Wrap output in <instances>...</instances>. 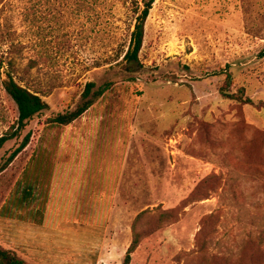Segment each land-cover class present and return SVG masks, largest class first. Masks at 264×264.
Instances as JSON below:
<instances>
[{
  "label": "rangeland",
  "instance_id": "1",
  "mask_svg": "<svg viewBox=\"0 0 264 264\" xmlns=\"http://www.w3.org/2000/svg\"><path fill=\"white\" fill-rule=\"evenodd\" d=\"M136 10L134 0L0 5V137L17 120L7 55L49 105L0 172V245L28 264H123L145 210L142 228L172 218L130 264H229L264 247V110L221 94L230 73L229 93L264 101V0H155L129 72ZM107 81L81 118L46 122L74 109L86 83Z\"/></svg>",
  "mask_w": 264,
  "mask_h": 264
},
{
  "label": "trees",
  "instance_id": "2",
  "mask_svg": "<svg viewBox=\"0 0 264 264\" xmlns=\"http://www.w3.org/2000/svg\"><path fill=\"white\" fill-rule=\"evenodd\" d=\"M7 0H0V5L5 4ZM136 5V23L130 36V44L127 51L124 53L122 61L127 62V70L135 72L136 65H140L139 53L142 48L145 23L149 16L150 10L155 0H134ZM8 53V52H6ZM5 79L3 86L7 95L12 99L17 108V120L9 131L0 137V149L6 142L16 139L19 140L17 146L9 153L0 165V172L5 170L15 158L28 146L31 141V132L23 135V132L32 120L38 115L44 113L49 108V105L43 100L39 91L32 89L30 81L26 79L29 75V70L25 69L23 75L18 77L12 58L6 57L5 62ZM134 69H131V66ZM230 73H226L225 84L226 88L221 89V94L225 99L236 101L240 104L251 106H259L264 110V101L255 102L253 99L245 94L243 88H239L236 93H229L228 86L232 82ZM112 82L107 81L97 85L95 82L86 83L81 97L76 107L63 113H58L46 119L49 125L68 126L77 119L81 118L93 105L103 99L107 92L111 89ZM33 196V188L27 186L23 191V196L18 200V205L23 206ZM148 210L139 213L132 223V242L126 252L123 264H130L132 254L140 246L142 239L149 233V231L160 228L167 221L172 218L170 211L161 212L155 219L154 225H149L142 228L144 221L147 218ZM150 226V227H149ZM264 236V235H263ZM259 243L264 244V238L259 236ZM229 264H264V247L259 248L258 251L251 254L249 258L242 259L235 262H228ZM0 264H28L24 259L19 257L15 252L4 249L0 245Z\"/></svg>",
  "mask_w": 264,
  "mask_h": 264
}]
</instances>
